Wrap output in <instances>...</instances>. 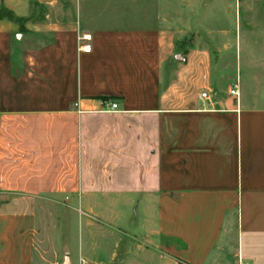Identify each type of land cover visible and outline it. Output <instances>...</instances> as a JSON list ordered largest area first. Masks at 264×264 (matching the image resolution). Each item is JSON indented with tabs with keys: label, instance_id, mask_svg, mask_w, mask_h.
<instances>
[{
	"label": "crops",
	"instance_id": "0c3cea01",
	"mask_svg": "<svg viewBox=\"0 0 264 264\" xmlns=\"http://www.w3.org/2000/svg\"><path fill=\"white\" fill-rule=\"evenodd\" d=\"M222 1L0 0V264H264V67Z\"/></svg>",
	"mask_w": 264,
	"mask_h": 264
},
{
	"label": "rangeland",
	"instance_id": "374dc122",
	"mask_svg": "<svg viewBox=\"0 0 264 264\" xmlns=\"http://www.w3.org/2000/svg\"><path fill=\"white\" fill-rule=\"evenodd\" d=\"M227 20L219 17V25H225L230 36H234L233 46L228 49L234 56V64L238 65V73L264 67V0H223ZM223 28V27H221ZM226 41L217 42L218 46ZM229 43V42H228ZM134 225V224H133ZM138 231L137 225L133 227Z\"/></svg>",
	"mask_w": 264,
	"mask_h": 264
},
{
	"label": "built area",
	"instance_id": "2783aa9c",
	"mask_svg": "<svg viewBox=\"0 0 264 264\" xmlns=\"http://www.w3.org/2000/svg\"><path fill=\"white\" fill-rule=\"evenodd\" d=\"M90 39H91L90 34H88V33L81 34L79 36V42H80L79 49H81L82 51L88 52L90 50V46L88 43H85V42L89 41ZM236 90H237V85L234 84L233 87L230 89V93L236 95ZM205 96H206V92L205 91L201 92V97H205ZM109 108H110V110L116 109L117 103L116 102H110ZM236 264H250V263L247 261H244V260H238Z\"/></svg>",
	"mask_w": 264,
	"mask_h": 264
},
{
	"label": "trees",
	"instance_id": "16d2710c",
	"mask_svg": "<svg viewBox=\"0 0 264 264\" xmlns=\"http://www.w3.org/2000/svg\"><path fill=\"white\" fill-rule=\"evenodd\" d=\"M0 17H7L9 19H13L14 18L12 13L10 11L6 10V9H0ZM184 42H186V41H184Z\"/></svg>",
	"mask_w": 264,
	"mask_h": 264
}]
</instances>
